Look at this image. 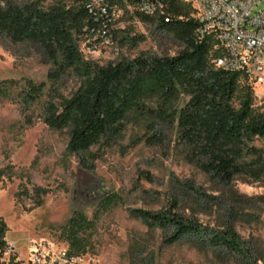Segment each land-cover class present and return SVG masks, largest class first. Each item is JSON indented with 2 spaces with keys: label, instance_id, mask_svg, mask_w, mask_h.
<instances>
[{
  "label": "trees",
  "instance_id": "1",
  "mask_svg": "<svg viewBox=\"0 0 264 264\" xmlns=\"http://www.w3.org/2000/svg\"><path fill=\"white\" fill-rule=\"evenodd\" d=\"M70 1L49 6L47 0H0V43L32 46L51 66L47 83L27 81L21 91L26 125L33 124L38 108L37 117L49 130L66 133L67 154L90 171L100 151L122 137L128 125L137 130L136 143L149 147L163 146L169 133H174L184 160L212 181L231 188L239 178L264 186V150L254 146L256 139L264 138V113L254 110L252 83L243 73L216 68L222 51L211 37L198 40V10L191 0H158L163 8L153 16L138 12L140 0H127L139 21L171 36L179 49L173 56L142 54L130 59L121 55L106 65L84 57L82 38L103 29L122 47L136 48L140 40L109 23L95 22L84 0ZM69 81L74 88L64 93L62 87ZM176 184L184 192L201 195L189 182L176 180ZM106 203H113L112 198ZM135 216L150 227L173 230L172 243L204 231L185 211H137ZM86 226L87 220L77 214L66 227L71 253L85 254L87 241L81 233ZM7 233L0 218V264H25L16 256L4 261ZM210 244L236 255L241 263L259 264L264 258L259 255L251 263L232 229L214 232Z\"/></svg>",
  "mask_w": 264,
  "mask_h": 264
},
{
  "label": "rangeland",
  "instance_id": "2",
  "mask_svg": "<svg viewBox=\"0 0 264 264\" xmlns=\"http://www.w3.org/2000/svg\"><path fill=\"white\" fill-rule=\"evenodd\" d=\"M59 1L71 3L47 0L46 5ZM263 8L264 2L254 13ZM119 15L112 28L136 37L139 45L122 47L100 29L81 39L86 59L106 65L121 55L133 59L142 54L173 56L178 51L171 36L139 21L132 8L119 9ZM50 69L32 46L0 43V90H4L0 94V218L8 227L9 247L4 261L16 256L26 262L35 242L48 241L69 250L65 229L77 214L89 224L81 233L87 241L82 256L95 264H248L211 246L212 234L228 229L236 232L251 263L259 255L264 257V186L239 178L231 188L212 181L184 160L174 133L163 146L149 147L136 143L137 130L128 125L122 137L100 151L90 171L67 154L66 133L49 130L37 117L38 108L33 124L26 125L21 91L27 81L47 83ZM251 87L254 110L264 113V85ZM73 88L69 81L62 90ZM254 146L264 150V138L256 139ZM176 180L193 184L201 195L184 192ZM175 202L178 207L173 208ZM137 211H185L204 231L172 243L173 230L148 226L135 216Z\"/></svg>",
  "mask_w": 264,
  "mask_h": 264
},
{
  "label": "built area",
  "instance_id": "3",
  "mask_svg": "<svg viewBox=\"0 0 264 264\" xmlns=\"http://www.w3.org/2000/svg\"><path fill=\"white\" fill-rule=\"evenodd\" d=\"M198 10L199 41L211 37L222 56L216 60L217 69L243 73L255 86L264 85V8L254 13L264 0H191ZM84 7L95 22L112 25L119 19V9L127 0H84ZM158 0H140L138 12L153 16L162 10ZM106 28V24H105ZM109 36V35H108ZM106 36V42L111 39ZM25 264H95L81 255L52 242L31 244ZM262 264V263H260Z\"/></svg>",
  "mask_w": 264,
  "mask_h": 264
}]
</instances>
